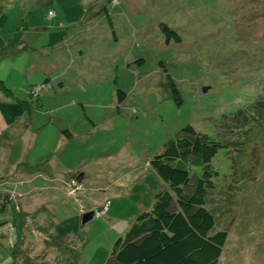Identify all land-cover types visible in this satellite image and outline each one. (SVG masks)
<instances>
[{
    "label": "rangeland",
    "instance_id": "obj_1",
    "mask_svg": "<svg viewBox=\"0 0 264 264\" xmlns=\"http://www.w3.org/2000/svg\"><path fill=\"white\" fill-rule=\"evenodd\" d=\"M0 78L33 90L26 114L0 102V264H105L186 123L228 144L206 197L227 231L217 264H264V124L221 123L264 86V0H0Z\"/></svg>",
    "mask_w": 264,
    "mask_h": 264
},
{
    "label": "trees",
    "instance_id": "obj_2",
    "mask_svg": "<svg viewBox=\"0 0 264 264\" xmlns=\"http://www.w3.org/2000/svg\"><path fill=\"white\" fill-rule=\"evenodd\" d=\"M162 27L167 37L180 39L167 25L162 24ZM18 43L16 37L8 41L11 47ZM170 87L172 96H178L177 86L172 83ZM0 90L13 96L1 78ZM118 93L122 98L124 92L118 89ZM32 101L33 91L27 99H20L25 110L27 106L31 107ZM230 115L221 123L231 126L241 121L240 127L247 126L249 131L246 137L252 133L254 136L260 134L264 124V86L256 95L249 96L247 104H240L237 110L232 109ZM221 137L219 134L211 136L186 123L165 141L163 151L150 160L157 175L165 182L156 191L153 206L137 214L125 233L114 241L105 264L218 263L227 231H213L215 216L206 207V197L214 187V176L217 175L212 168L213 158L228 146ZM196 167H200V173L194 169ZM8 196L5 194L4 198ZM72 230L69 226L57 235L72 234ZM11 237L13 241L19 240L18 234ZM65 250L70 252L71 247H65Z\"/></svg>",
    "mask_w": 264,
    "mask_h": 264
},
{
    "label": "crops",
    "instance_id": "obj_3",
    "mask_svg": "<svg viewBox=\"0 0 264 264\" xmlns=\"http://www.w3.org/2000/svg\"><path fill=\"white\" fill-rule=\"evenodd\" d=\"M6 44H7V42H6ZM5 44V45H6ZM21 48L20 47H17V48H15V50H13L12 52H10L11 54H13V53H15V52H18L19 50H20ZM9 89L11 90V92H12V95L13 96H8L7 94H5L2 90H0V102H2V103H4V104H10L12 101H17L18 103H19V105H21L22 106V104L20 103V97H18L17 95H15V93H14V91H13V89L11 88V87H9ZM28 98V97H27ZM25 114H26V110L23 108V110H22ZM15 119L13 120L12 119V123H10V124H15ZM9 127H10V125H9ZM2 128H4V124L2 125ZM2 128H1V130H2ZM3 136V135H2ZM3 139L4 140H10V136H3ZM7 149V151L9 152L10 150H11V147H7L6 148ZM67 170H69V169H67ZM70 171V170H69ZM71 174H73L74 175V178L72 177L71 178V180H74V179H76V180H78V181H80L81 179H80V177H78V175H75V173L74 172H71ZM65 179H67V178H65ZM50 183H52V182H50ZM53 184V183H52ZM42 186H48V184H46V185H42Z\"/></svg>",
    "mask_w": 264,
    "mask_h": 264
},
{
    "label": "water",
    "instance_id": "obj_4",
    "mask_svg": "<svg viewBox=\"0 0 264 264\" xmlns=\"http://www.w3.org/2000/svg\"><path fill=\"white\" fill-rule=\"evenodd\" d=\"M207 87H203V90L206 91ZM94 211H87L82 215V222L88 221L90 218L93 217Z\"/></svg>",
    "mask_w": 264,
    "mask_h": 264
},
{
    "label": "built area",
    "instance_id": "obj_5",
    "mask_svg": "<svg viewBox=\"0 0 264 264\" xmlns=\"http://www.w3.org/2000/svg\"><path fill=\"white\" fill-rule=\"evenodd\" d=\"M49 14L52 15L53 13H52V12H49ZM41 86H43V85H41ZM38 88H39V86H36V87L34 88V90L37 91ZM104 210H105V209L102 210L101 214L104 212ZM97 214L100 215L99 212H97Z\"/></svg>",
    "mask_w": 264,
    "mask_h": 264
},
{
    "label": "clouds",
    "instance_id": "obj_6",
    "mask_svg": "<svg viewBox=\"0 0 264 264\" xmlns=\"http://www.w3.org/2000/svg\"><path fill=\"white\" fill-rule=\"evenodd\" d=\"M43 85V84H42ZM33 91V90H32ZM96 214H97V212H96Z\"/></svg>",
    "mask_w": 264,
    "mask_h": 264
}]
</instances>
